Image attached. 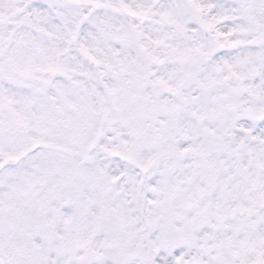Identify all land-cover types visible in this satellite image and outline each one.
<instances>
[{"label": "snow or ice", "instance_id": "obj_1", "mask_svg": "<svg viewBox=\"0 0 264 264\" xmlns=\"http://www.w3.org/2000/svg\"><path fill=\"white\" fill-rule=\"evenodd\" d=\"M0 264H264V0H0Z\"/></svg>", "mask_w": 264, "mask_h": 264}]
</instances>
